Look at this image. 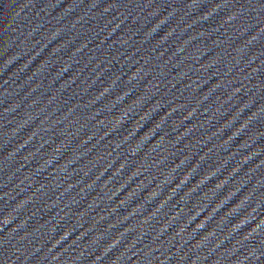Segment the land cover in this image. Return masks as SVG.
Instances as JSON below:
<instances>
[{
  "label": "water",
  "instance_id": "water-1",
  "mask_svg": "<svg viewBox=\"0 0 264 264\" xmlns=\"http://www.w3.org/2000/svg\"><path fill=\"white\" fill-rule=\"evenodd\" d=\"M0 264H264V0H0Z\"/></svg>",
  "mask_w": 264,
  "mask_h": 264
}]
</instances>
